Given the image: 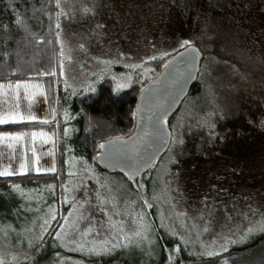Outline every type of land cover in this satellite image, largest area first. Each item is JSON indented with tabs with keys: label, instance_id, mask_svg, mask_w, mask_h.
<instances>
[{
	"label": "rangeland",
	"instance_id": "1",
	"mask_svg": "<svg viewBox=\"0 0 264 264\" xmlns=\"http://www.w3.org/2000/svg\"><path fill=\"white\" fill-rule=\"evenodd\" d=\"M204 1L201 9L187 12L180 5L161 0H61L60 50L43 38L41 45L28 42L17 54L21 66L33 61L40 64L39 58L50 60L52 54L53 67L45 73L27 69L36 72L37 82L26 84L37 87L29 91L34 98L41 87L44 108L52 112L51 124L57 122L58 115L65 123L69 118V112L58 110V83L74 96L96 93L105 81L115 95L128 91H137L138 95L181 48L197 46L206 60L198 77L206 103L202 98L187 99L167 120L173 134L170 151L181 153L171 159L174 164L167 172L153 178L150 172L139 178H124L98 173L85 160L69 157L64 190L71 208L57 234L58 245L63 242L66 253L43 263L159 264L163 251L165 264H189L185 257L208 260V264H264V244L244 256L228 253L252 233L264 231L261 126L253 130L257 136L250 150L253 156L241 158L245 151L237 148L234 152L239 158L233 150L229 152L233 160L225 156V150L222 159L205 152L204 132L200 129L205 116L213 120L212 126L220 128L221 122L216 120L219 114L253 97L254 85L264 82V66L253 71L262 59L252 58L258 54L257 49L264 50L262 45L256 42L259 47L245 51L241 62L236 60L234 45L245 37L242 33L246 26L260 22L254 14L264 0H228L221 7ZM261 34L264 36V23L260 22ZM15 73L28 74L23 67H17ZM208 104L209 115L202 114ZM72 131V126L66 127L67 133ZM52 133L57 137L49 151L52 162L42 164L40 171L31 165L32 172L58 171V147L63 137L58 135L57 125ZM104 141L99 145L96 162ZM194 145H198L197 154ZM220 161L233 164L219 168L215 164ZM239 178H243V186L238 184ZM46 189L48 186L0 187V207L9 206L6 215L0 209V220L6 216L16 223L35 222L22 230L15 224L0 228V238L5 237V230L12 238L31 230V238L42 240L56 217V203L51 209L43 205L51 194L55 197V186L50 188L53 192ZM23 190H27L24 197ZM83 255L91 261L73 258Z\"/></svg>",
	"mask_w": 264,
	"mask_h": 264
},
{
	"label": "trees",
	"instance_id": "2",
	"mask_svg": "<svg viewBox=\"0 0 264 264\" xmlns=\"http://www.w3.org/2000/svg\"><path fill=\"white\" fill-rule=\"evenodd\" d=\"M227 1L228 0H208L207 3L210 6L221 7L222 5H225ZM60 2L61 0H0V74H6L8 73L7 71L12 70L14 71L13 74L8 75L34 78L36 72L29 73L28 70H43L45 73V71L53 67V57L51 53L49 55L50 60L46 57H44L45 60L39 58L38 61H41L40 64L33 61L25 64L26 66H21L17 59V54L22 52V49L24 48L23 46L28 42L29 45H41L45 42L43 38L54 42L60 50L59 34L63 20L61 17ZM161 2H168L170 5H180L187 12L201 9L205 3L204 0H161ZM256 8V14L254 15L259 17L258 21L264 23V2L259 3ZM260 22L257 24L253 23L250 27L246 26L243 30L244 33H242L245 37L242 39L240 38L239 40L237 39L238 41L234 43L237 47L235 51L237 54L236 60L239 62H241V56L245 51L252 47H259L256 42L264 48V36L262 34L259 35ZM182 49L183 48L180 50ZM257 53L258 54H255L252 58H261L262 60H260L262 62L256 63L259 67L254 68L253 71L264 66V50L257 49ZM32 58L34 57L31 56V59ZM29 59L30 58H28V60ZM251 60L254 61V59ZM205 61L204 57L202 60V66L205 65ZM17 67H23L28 74L15 73ZM60 85L58 83L56 87V99L57 101L59 100V102H57L59 104L58 110L61 109L63 114H65L66 111L69 112V118L66 123L64 117H59L58 115L57 118V133L63 137V141H59L58 147L60 155L58 171H55V173L27 175L24 177L12 178L10 180H0V187L3 189L7 187L6 185L3 186L4 182L22 184L21 186L25 187L48 186V189L55 186V197L51 194L49 199L43 201V205L47 208L48 206H54L56 203L58 208L57 216L54 218L52 224L45 233L41 243L34 248V259L30 264H39L40 262V264H43L42 262L47 261L48 258H55L56 254H60L66 250L63 242L60 243L61 245H58L57 234L64 222L66 214L71 208V204L65 200L66 191L64 190L66 184L65 181L68 179L67 175L69 174L67 160L70 156L85 160L90 168L98 173L118 174L127 178V176L120 171L109 172L101 167L98 162H96L95 156L98 153L99 145L103 140L106 141L114 137H126L132 134L135 126V111L139 97L137 91H128L115 95L112 88L107 85L105 81L100 84L96 93L79 94L74 96L70 91L64 90L61 87L62 85ZM253 91H255L253 92V97L243 99L240 106L239 103L230 106L231 110L229 109L227 113L219 114V119L216 120L221 122V124L217 123L218 125H221L220 128L214 127L215 125L212 126L214 122L210 117L208 118L205 116L203 118L200 129L204 132L202 140L206 145L207 151L205 152L211 154V156L215 154L219 156V159H222L220 156H222L221 154L223 153V150H225L227 153L225 156H230L229 158H232L233 160V155L239 158V155H235L234 151H236L237 148H240L245 151L240 155L241 158H249L253 156V152L250 150H253V142L255 143L257 137L255 136V133H253V130L256 127L258 128L261 126L259 129L264 134V82L256 83L253 87ZM198 98L203 99L202 89L197 80L186 100L191 99L194 101ZM202 103H206L204 99ZM259 108L262 109V111L260 110L261 112L257 110ZM210 110V104H208L207 107L205 105L202 109V114L209 115L208 112H210ZM90 118L92 119L93 126L90 125ZM248 124L250 125L248 126ZM67 126H72L73 131L67 133ZM35 127H37L35 124L9 125L0 127V131L15 132ZM244 138H247V141H245ZM193 148L197 154L196 148H198V145H194ZM231 150H233V155H229ZM180 154L179 151L171 152L169 149L167 154L158 161L151 171H149L153 174L152 178L156 175L167 172L170 166L174 164L171 159L179 157ZM250 163H253L252 158ZM231 164H233V162L223 163L220 161L216 162L215 165H218L219 168L227 166V168H229ZM242 180L243 178H239L238 184L243 186L244 182ZM235 183L237 184V182ZM48 189H46V191L49 192ZM50 191L53 192L52 189H50ZM6 207H8V205L0 207L5 215L8 212ZM262 210H264V208ZM263 244L264 231L252 233L245 243L238 247H234L228 253L243 254L244 256L250 252L253 253L254 250L258 249ZM171 245L172 244H170L169 247H171ZM63 253H66V251ZM53 258L51 260H53ZM164 259L165 255L162 251L159 264H165ZM184 260L189 261V264H208V262H210L204 259H187L186 257Z\"/></svg>",
	"mask_w": 264,
	"mask_h": 264
},
{
	"label": "water",
	"instance_id": "3",
	"mask_svg": "<svg viewBox=\"0 0 264 264\" xmlns=\"http://www.w3.org/2000/svg\"><path fill=\"white\" fill-rule=\"evenodd\" d=\"M202 51L189 45L172 56L139 93L132 134L103 143L98 164L109 172L139 178L169 151L173 134L167 120L178 112L197 82Z\"/></svg>",
	"mask_w": 264,
	"mask_h": 264
},
{
	"label": "crops",
	"instance_id": "4",
	"mask_svg": "<svg viewBox=\"0 0 264 264\" xmlns=\"http://www.w3.org/2000/svg\"><path fill=\"white\" fill-rule=\"evenodd\" d=\"M35 82H37L36 79L31 77L0 74V119L6 116L16 117L17 113H19L20 117H25V119H19L18 117L15 120L9 119L6 123H0V127L21 124L37 125L35 128L15 132L0 131V172L7 171L9 173L8 175H0V180H10L12 178L24 177L27 175L42 174L40 172H32L31 170L33 168H31V165H34L40 171L42 164H49L52 162V155L49 151H51V147L53 146L54 138L57 142V137L52 133L57 122L54 124L50 122L52 119V112L50 113L48 109L44 108L41 87L37 90L38 94L35 98L32 97L31 94L29 95V91L31 92L33 87L37 89ZM28 83H34L35 85L27 86L26 84ZM17 85L21 87L18 88L16 87ZM44 115L46 118H44ZM44 119L48 122H44ZM16 136H20L22 139H11ZM44 141H46L45 144H43ZM5 185L7 186L5 188L11 189V183L4 182L3 186ZM13 185L18 187L22 184ZM19 189L22 190V188ZM26 194L27 190H23L21 196L24 197ZM16 195H19V192H17ZM48 207L46 209H51L53 206ZM6 208L9 210V206ZM57 210L58 208L56 205V216ZM52 222L53 220L50 222V225ZM29 223L35 225V222L28 221L16 223L11 219L8 220L6 216H4V219L0 220V228H10L11 224H15L18 229L22 230L28 227L27 224ZM31 232L33 231H24V234L21 233L12 238L8 234L6 235V230L4 231L5 237L0 238V259H2L0 260V264H30L34 259V248L42 241L31 238ZM43 235H45V233ZM58 255L59 254H56L55 257ZM52 258L53 257L48 258L45 262H48ZM73 258L75 260L81 259L83 262L84 260L91 261L88 256L85 255L77 258L73 256Z\"/></svg>",
	"mask_w": 264,
	"mask_h": 264
},
{
	"label": "snow or ice",
	"instance_id": "5",
	"mask_svg": "<svg viewBox=\"0 0 264 264\" xmlns=\"http://www.w3.org/2000/svg\"><path fill=\"white\" fill-rule=\"evenodd\" d=\"M187 43V42H186ZM52 75H55V73H52ZM16 87H21L20 85H17ZM19 118V119H25V117H20L19 116V113H17L16 114V117H4V118H2V119H0V123H6V122H8V120L9 119H13V120H15L16 118ZM33 135H35V134H33ZM11 139H15V140H19V139H22V137H20V136H16V137H12ZM103 147V146H102ZM54 170V169H53ZM9 173L7 172V171H5V172H0V175H8Z\"/></svg>",
	"mask_w": 264,
	"mask_h": 264
}]
</instances>
